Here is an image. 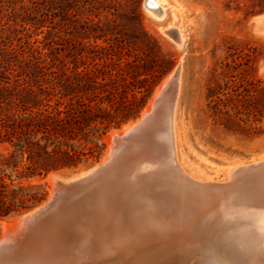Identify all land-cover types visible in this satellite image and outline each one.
Masks as SVG:
<instances>
[{
    "label": "rangeland",
    "instance_id": "rangeland-1",
    "mask_svg": "<svg viewBox=\"0 0 264 264\" xmlns=\"http://www.w3.org/2000/svg\"><path fill=\"white\" fill-rule=\"evenodd\" d=\"M144 1L0 0V14L31 13L33 20L48 26L43 44L64 52L89 53L92 45L107 47L111 40L116 44L113 50L96 47V63L97 58L104 59L109 53L122 58L124 73L164 72L143 112L156 89L179 66L176 150L178 162L187 173L224 180L234 166L264 158V118L259 125L250 122V128L238 120L245 116L235 115L229 108L226 114L213 116L211 104L216 98L209 97L212 92L226 94L229 85L240 95L231 93L233 100L226 95L228 103L238 104L241 109L257 107L261 96L258 91L264 89V25H257L255 18L264 15V0H166L165 15L160 21L147 13ZM45 30L42 27L38 31L45 33ZM174 30L183 35L180 46L172 36ZM45 35H33L32 40H43ZM8 45V39H0V49ZM245 88L250 91L249 96H244ZM121 90L128 92L126 88L120 87ZM219 97L224 99L221 94ZM142 111L102 137L104 149L96 162L48 176L70 180L88 171L105 156L107 134L121 132L124 126L139 119ZM48 176L38 180L46 186V199L52 192ZM34 208L0 221V237L5 224Z\"/></svg>",
    "mask_w": 264,
    "mask_h": 264
},
{
    "label": "trees",
    "instance_id": "trees-1",
    "mask_svg": "<svg viewBox=\"0 0 264 264\" xmlns=\"http://www.w3.org/2000/svg\"><path fill=\"white\" fill-rule=\"evenodd\" d=\"M33 19L27 12L0 14V39L10 44L0 49V221L46 199V186L38 180L96 162L104 149L102 137L138 117L164 76L157 70L124 73L116 54L96 63V47L113 50L111 40L107 47L92 45L89 53L43 44L48 26ZM42 27L45 33L38 31ZM41 33L46 34L43 40H32ZM232 87L209 96L216 98L212 115L226 114L229 108L245 116L238 120L250 128V122L259 125L264 89L258 91L257 107L241 109L228 103L237 91ZM243 92L250 95L247 88Z\"/></svg>",
    "mask_w": 264,
    "mask_h": 264
},
{
    "label": "bare ground",
    "instance_id": "bare-ground-1",
    "mask_svg": "<svg viewBox=\"0 0 264 264\" xmlns=\"http://www.w3.org/2000/svg\"><path fill=\"white\" fill-rule=\"evenodd\" d=\"M144 2L147 13L153 19H163L166 0H151L154 4L152 7L149 6L150 0ZM255 21L257 25L263 26L264 15L256 17ZM180 33L178 31V46L183 40ZM179 78L180 67L177 66L156 89L142 111L143 114L152 115L153 101L163 89V113L155 133L156 140L143 144L145 154L138 152L136 139L129 141L131 144L122 149L125 155L119 154L121 145L135 125L130 122L121 132L111 131L107 134L108 148L101 161L116 159L115 164L106 169L103 178L92 177L94 183L91 190L86 180L81 179L86 172L70 180L48 176L52 191L60 187L62 189L75 179H80L78 182L82 183L77 186L78 190H71L70 198L75 200L68 207L70 219L67 222L80 235L68 255L48 245L46 261L51 264H264V242L259 247L255 245L248 249L243 257L235 258L221 248L207 245L202 239L199 242L203 243L188 241L196 236L193 222L199 218L205 221L210 217L218 221L226 219L227 222L235 217L249 218L257 224L255 229L264 235V211L236 209L227 212L222 205L231 202L232 197L225 195L227 191L219 184L220 181L210 177L198 178L180 166L175 136ZM258 160L260 163L253 165L256 166L253 171L257 176L264 172V160L261 157ZM237 167L228 172V178L241 173L239 170L233 171ZM241 180L238 177L234 182L240 186L243 183ZM79 190L81 196L78 198ZM34 213L35 210L5 224L2 237H14L21 233L26 219ZM107 218L110 220L104 227ZM145 232L153 233L149 235V241L158 246L159 251L152 257L146 248L148 240L144 237ZM182 245H187L185 251H181ZM37 251L33 250V254L31 252L28 256L35 257ZM90 251L94 253L90 254ZM24 261L27 264L28 259Z\"/></svg>",
    "mask_w": 264,
    "mask_h": 264
},
{
    "label": "water",
    "instance_id": "water-1",
    "mask_svg": "<svg viewBox=\"0 0 264 264\" xmlns=\"http://www.w3.org/2000/svg\"><path fill=\"white\" fill-rule=\"evenodd\" d=\"M144 4L146 5L145 2ZM172 36L176 41L179 39L176 30L173 31ZM162 91L163 89H161L153 101L151 106L152 115L149 116L146 113H142L143 115L141 114L139 119L134 122L135 125L132 127L130 134L126 136L125 143L121 145L119 154L125 155L122 149L130 145V142L135 139L139 145L138 152L145 154L146 150L142 149L143 144L145 142L153 143L154 140H156L155 133L163 113ZM262 159L264 160V158ZM114 160L116 159L111 160L109 158L108 160L100 161L98 165L95 164L89 169L90 172L89 170L88 172L86 171L84 177L81 179L86 180L90 190L94 183L92 177L99 176L103 178L106 169L114 166ZM253 161L256 162L254 163ZM253 161L238 165L239 167L235 168L233 171L239 170L241 173L234 178H228V173L224 180H215L210 177L214 181H220L219 184H222L227 191L224 192L226 193L225 195L232 197V203L228 201L224 202V205H222V208L224 210L227 209V212H231L229 210L235 211L236 209L264 211V172L259 176L255 175L253 168L256 166L253 165L260 162L258 159ZM238 177H241V181H243L240 186H237V182H234L236 179L238 180ZM79 180L80 179H75L66 184V186H63L62 189L60 187V189L53 190L51 195L43 203H40L34 208L35 213L26 219L24 230L21 233L16 234L14 237H0V264H18V262L20 264H26L24 263L25 258L28 259V261H26L27 264H51L50 261H46L45 257L48 253V245L55 250L61 251L64 255L70 253L71 246L76 243L77 237L80 235L79 231L77 232L67 223L68 219H70L68 207L70 204L74 203L73 200H75V198H70V193L72 189H77V186H80L82 182H78ZM66 189H69V191H66ZM80 196L81 190H79L76 197L79 198ZM220 203L223 204L222 202ZM207 210H209V208H207ZM232 214H234V212H232ZM124 215L121 216L123 217ZM193 217L194 214L191 218ZM106 220L107 222H105L104 227L107 226L110 218ZM225 220L218 221L211 217L205 221H201L200 218L195 221L192 220L194 221V233L196 236H193V239L189 238L188 241L191 243L206 242L209 246L213 245L225 250L229 255L235 258L243 257L245 254L244 252L248 249L255 245L259 247V245L264 242V235H261L255 229L257 224H254L251 219L235 217V219L233 218L230 222ZM150 234L145 232L144 237L148 240L146 242V248L150 256H154L159 250H157L158 246L152 245V242L149 241ZM92 239L93 238H91V240ZM200 239H202L201 241L203 242H199ZM187 245H182L181 251H185ZM36 249L38 250V254L35 257H31V255L28 256L31 252L33 254V250L35 252ZM93 253L94 251H90V254Z\"/></svg>",
    "mask_w": 264,
    "mask_h": 264
},
{
    "label": "snow or ice",
    "instance_id": "snow-or-ice-1",
    "mask_svg": "<svg viewBox=\"0 0 264 264\" xmlns=\"http://www.w3.org/2000/svg\"><path fill=\"white\" fill-rule=\"evenodd\" d=\"M149 6H150V7L154 6V4L151 3V0H150V3H149Z\"/></svg>",
    "mask_w": 264,
    "mask_h": 264
}]
</instances>
